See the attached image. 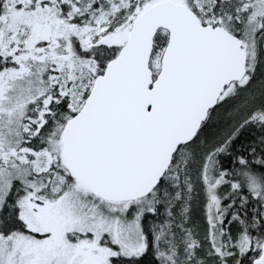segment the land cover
Returning a JSON list of instances; mask_svg holds the SVG:
<instances>
[{
	"label": "snow or ice",
	"instance_id": "1",
	"mask_svg": "<svg viewBox=\"0 0 264 264\" xmlns=\"http://www.w3.org/2000/svg\"><path fill=\"white\" fill-rule=\"evenodd\" d=\"M0 264H264V0H0Z\"/></svg>",
	"mask_w": 264,
	"mask_h": 264
}]
</instances>
